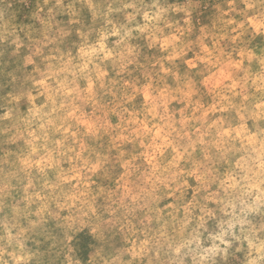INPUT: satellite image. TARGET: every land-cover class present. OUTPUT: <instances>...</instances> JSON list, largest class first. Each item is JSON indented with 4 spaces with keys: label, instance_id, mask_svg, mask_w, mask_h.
Returning <instances> with one entry per match:
<instances>
[{
    "label": "rangeland",
    "instance_id": "rangeland-1",
    "mask_svg": "<svg viewBox=\"0 0 264 264\" xmlns=\"http://www.w3.org/2000/svg\"><path fill=\"white\" fill-rule=\"evenodd\" d=\"M0 264H264V0H0Z\"/></svg>",
    "mask_w": 264,
    "mask_h": 264
}]
</instances>
